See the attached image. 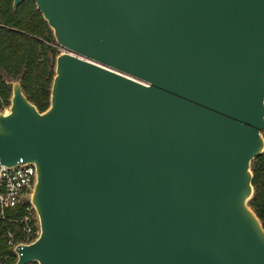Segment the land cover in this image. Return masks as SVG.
Returning <instances> with one entry per match:
<instances>
[{
	"label": "water",
	"instance_id": "1",
	"mask_svg": "<svg viewBox=\"0 0 264 264\" xmlns=\"http://www.w3.org/2000/svg\"><path fill=\"white\" fill-rule=\"evenodd\" d=\"M32 1L67 51L45 111L14 82L0 113L37 172L15 264H264V0Z\"/></svg>",
	"mask_w": 264,
	"mask_h": 264
},
{
	"label": "trees",
	"instance_id": "2",
	"mask_svg": "<svg viewBox=\"0 0 264 264\" xmlns=\"http://www.w3.org/2000/svg\"><path fill=\"white\" fill-rule=\"evenodd\" d=\"M41 12L32 0L13 8V0H0V107L8 105L11 82H19L26 98L43 112L50 102L59 47ZM253 194L248 200L264 228V150L250 164ZM22 205L0 209V264H15L16 254L7 244L11 232L20 240ZM27 264H38L31 261Z\"/></svg>",
	"mask_w": 264,
	"mask_h": 264
},
{
	"label": "built area",
	"instance_id": "3",
	"mask_svg": "<svg viewBox=\"0 0 264 264\" xmlns=\"http://www.w3.org/2000/svg\"><path fill=\"white\" fill-rule=\"evenodd\" d=\"M37 180L33 162L19 160L12 166L0 163V209L16 208L22 205V215L15 220L20 224V240L15 241L11 232L7 234V244L14 249L18 245L34 242L40 233L39 218L31 197Z\"/></svg>",
	"mask_w": 264,
	"mask_h": 264
},
{
	"label": "rangeland",
	"instance_id": "4",
	"mask_svg": "<svg viewBox=\"0 0 264 264\" xmlns=\"http://www.w3.org/2000/svg\"><path fill=\"white\" fill-rule=\"evenodd\" d=\"M58 47H59V53L67 51L66 49H64V48H62L60 46H58ZM12 83H14V82H11V87H12ZM11 94H12V89H11ZM9 105H10V99H9V104L8 105H2L0 107V113H7L9 111ZM263 136H264V133H263Z\"/></svg>",
	"mask_w": 264,
	"mask_h": 264
}]
</instances>
